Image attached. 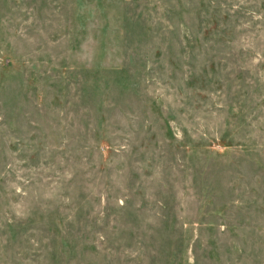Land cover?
Here are the masks:
<instances>
[{"label":"rangeland","instance_id":"obj_1","mask_svg":"<svg viewBox=\"0 0 264 264\" xmlns=\"http://www.w3.org/2000/svg\"><path fill=\"white\" fill-rule=\"evenodd\" d=\"M0 264H264V0H0Z\"/></svg>","mask_w":264,"mask_h":264}]
</instances>
